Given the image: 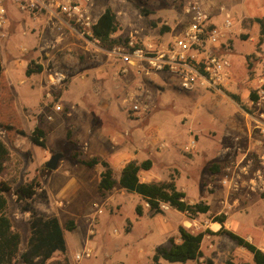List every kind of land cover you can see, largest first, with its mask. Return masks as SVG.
Instances as JSON below:
<instances>
[{
    "label": "rangeland",
    "instance_id": "rangeland-1",
    "mask_svg": "<svg viewBox=\"0 0 264 264\" xmlns=\"http://www.w3.org/2000/svg\"><path fill=\"white\" fill-rule=\"evenodd\" d=\"M77 1L93 23L111 7L119 22L113 39L119 43L108 50L101 43L87 41L73 25L55 27V36L48 43L57 47L49 56L55 55L54 62L68 75L52 90V119L46 118L49 111L38 114L41 121L37 122L49 132L46 146L32 145L30 136H19L18 149L11 151L0 182L9 183L13 190L33 180L46 187L51 203L37 200L36 206L47 215L57 214L73 264H154L158 246H169L171 239L180 241V226L193 233L217 232L221 225L212 218L221 213L227 215V229L264 249V42L258 46L261 27L257 22L264 19V0ZM189 3L200 5L217 25L226 17L233 23L219 46L209 51L229 62L224 83L196 79L191 90L180 91L182 77L176 73L139 74L135 67L121 63L115 51L128 49L131 42L134 48L155 54L178 36L187 24ZM4 5L17 11L11 0ZM27 44L24 41L23 45ZM0 52L30 134L33 125L26 116L38 113L34 107L43 99V90L33 87L34 78L17 62L7 63L9 58ZM16 56L34 61L33 55ZM253 93L258 95L257 101L252 99ZM229 94L237 95L241 104ZM131 99L141 101L140 112L132 109ZM57 105L61 111L55 110ZM1 136L5 138V134ZM75 150L82 151L84 158L110 154L106 161L117 181L127 162L151 159L152 169L140 172L142 181L174 177L188 202H206L211 210L194 220L168 205L156 213L140 195L119 184L101 197L97 190L100 166L88 168L78 163L71 156ZM56 153L64 158L56 170L49 171L45 166ZM214 164L221 166L219 172L210 169ZM8 199L9 215L14 229L23 236L24 249L29 222L13 192ZM139 205L142 215L136 212ZM69 220L75 221L73 231L66 229ZM202 251V258L185 264H226L229 259L235 264H254L251 254L226 235H206ZM76 254L83 258L76 259ZM53 258L62 261L65 257L56 254ZM161 264L183 263L162 260Z\"/></svg>",
    "mask_w": 264,
    "mask_h": 264
},
{
    "label": "trees",
    "instance_id": "trees-1",
    "mask_svg": "<svg viewBox=\"0 0 264 264\" xmlns=\"http://www.w3.org/2000/svg\"><path fill=\"white\" fill-rule=\"evenodd\" d=\"M260 24V37L258 46L264 42V19H257ZM93 36L101 42L105 49H113L119 41L113 39V35L119 30V22L116 13L111 7H107L103 14L97 19L93 27ZM43 71L41 64L31 62L27 69V76L40 74ZM229 96L237 103L241 104L240 98L235 94ZM254 101L259 99L256 93L251 95ZM0 130L5 134V138L0 137V175L7 169V162L14 143L19 136H25L21 116L18 112L15 98L11 87L4 74L3 63L0 57ZM46 130L37 126L30 135L33 144L46 146ZM71 136V131L68 132ZM82 151L72 152V158L78 163L94 168L102 166L98 193L105 197L107 193L113 191L117 184L128 192H135L142 197L149 209L153 212H162V206L169 207L184 213L189 219L194 220L202 214H207L211 206L206 202L190 203L186 199V193L178 190L176 180L171 177L169 180L144 182L140 178L141 171H149L153 167L151 159L141 163L129 161L124 164L119 180L114 178V172L108 161L99 156L91 158L81 157ZM212 171L219 172L221 166L214 164L210 167ZM40 190V191H39ZM17 198V204L21 212L30 213L29 228L30 234L26 241V249L21 252L23 236L14 229L13 221L9 215V199L11 193ZM48 203L49 197L45 189L39 182L33 180L22 184L13 190L12 186L3 181L0 182V264H47L56 253H66L67 243L63 228L56 216H47L40 212L35 202ZM138 215L143 214L142 206L136 207ZM213 223H219L221 228L217 232L210 229L199 233H193L184 226L179 227L180 241L170 240L169 246L160 245L156 248L152 258L154 264H161L162 260L171 263H187L197 261L203 257L202 244L206 235H226L239 248L249 252L254 264H264V250L247 238L231 231L225 227L227 222L226 214H219L212 218ZM76 228L74 220L66 223V229L73 231ZM54 264H70L65 257L62 261H54ZM208 264H212L211 261ZM226 264H235L229 259Z\"/></svg>",
    "mask_w": 264,
    "mask_h": 264
},
{
    "label": "built area",
    "instance_id": "built-area-1",
    "mask_svg": "<svg viewBox=\"0 0 264 264\" xmlns=\"http://www.w3.org/2000/svg\"><path fill=\"white\" fill-rule=\"evenodd\" d=\"M11 2L19 11L28 13L33 19L45 14L54 27L57 28L59 24L73 25L87 41L101 43L93 36L94 23L87 9L77 0H11ZM4 3L5 0H0L1 29L7 22V9ZM185 14L187 16L185 28L162 50L149 54L142 49L134 48L131 42L128 49L115 51L121 63L126 67H135L139 74L160 71L176 73L182 77L178 86L180 91L191 90L196 79L203 83H224L228 79L229 62L209 54V51L212 47L219 46L226 31L232 27L230 17H226L222 25H217L197 3H189ZM56 47V43H47L39 47V52L49 56ZM48 73L52 85H61L67 79L66 74L53 65L48 67ZM131 102L136 113L143 109L139 99H131ZM55 110L61 111L62 108L57 105ZM86 255L89 256L90 251H87ZM81 258V254L76 255V259Z\"/></svg>",
    "mask_w": 264,
    "mask_h": 264
},
{
    "label": "crops",
    "instance_id": "crops-1",
    "mask_svg": "<svg viewBox=\"0 0 264 264\" xmlns=\"http://www.w3.org/2000/svg\"><path fill=\"white\" fill-rule=\"evenodd\" d=\"M13 6L17 9L18 12L12 10L11 8H10L11 10H7V22H6V25L2 29L0 28V51L2 50L4 52V54H5V56L7 58H9L8 60H6L7 63L10 62V61L17 62V64L19 66L24 68L25 73H26V69H27L28 65L31 62H33V61L29 62V61H26L24 59H20V60L15 59V58H17L16 55L18 53L20 54V56L22 55V57H24V56H28L29 57V56L33 55L34 56V62L36 64H41L43 66V71L40 74H34L32 76H28V77H33L34 78V80L32 81V86L33 87H40L43 90V99L39 100L38 104L34 107V110H37L36 112H38V113H35V114L31 113L30 115L28 114L26 116V120L33 125V129L31 130V133H32L33 130L35 129V127H37V126H41V127L44 128V126L41 123L37 122L38 120H39V122L41 121V118H40V116H38V114H44V113L46 114V112L49 111V113L47 114L48 117H46L48 120H51L52 119V115L54 114L52 112L54 107H50V104H51V102L53 100L52 90H54L53 88L56 85H52L51 82H50V79H49L48 67L51 65L50 62L52 61L53 66H55L59 71L64 72L66 74V76L68 74H67V71H65L64 69H61V67L58 66L56 62H54L56 60L55 59L56 58L55 55H53L52 57L47 56V58L44 59V55L41 52H39V47L43 45L41 43L47 44L53 38V36H55L54 33H55V27L56 26L55 27L52 26V23L49 21L50 20L49 17L47 15H45V14H42L38 18L33 19V17H31V15H29L28 13H24V12L19 11L18 8L14 4H13ZM24 41H28L30 44L23 45ZM21 45H23V47H20ZM23 49H27V50L24 51ZM3 68H4V66H3ZM4 74H5L6 78H7L9 86L11 87L10 82H9V78L7 76V72H6L5 68H4ZM63 96L64 95H62V97ZM62 97L60 98V100L63 99ZM42 104H43V107L40 106ZM16 106H17V104H16ZM17 109H18V107H17ZM66 110H67V114L66 115L69 116L70 112H69L68 109H66ZM18 112H19V114L21 116V119H22V115H21L19 110H18ZM233 123H234L233 125L237 126L236 121L233 122ZM22 124H23V127H24L25 136H27V137L30 136L31 133L27 134V132L25 130L23 119H22ZM46 132H47V135H48V133H49L48 130H46ZM2 134H4V133L2 131H0V137H2L1 136ZM18 141L19 140L16 139V141L14 143V149H18L17 148ZM31 144L33 145L32 142H31ZM46 153L48 154L47 150H46ZM110 156L111 155L109 154V156H103L102 158L107 160L108 157H110ZM102 168L103 167L100 166V176H101V172L103 170ZM99 182H100V178H99ZM98 185H99V183H98ZM98 185H97V190H98ZM44 188H45V190L48 193V197H49L48 203H51L50 193L46 189L45 186H44ZM109 194H110V192L107 193V195H109ZM36 203H38V202L37 201L35 202V206H36ZM39 203H42V202L39 201ZM48 203H42V204H48ZM36 208H37V206H36ZM37 209L40 212L44 213L41 209H39V208H37ZM52 213H53L52 215H47L45 213L44 214L47 215V216H56L58 218L57 214L54 211ZM24 214L26 215L25 216V220L29 222L30 213L26 212ZM92 219H94V217ZM25 249H26V246L24 247V249H21V252L25 251ZM56 254L57 255L58 254L63 255L64 257H66L69 260L70 264H73L72 260L67 255V252L64 253V254H62V253H56ZM85 256H87V255H85ZM89 256H87V257H89ZM75 258H76V256H75ZM82 258H83V256H82ZM53 259L54 258L49 260L47 262V264H54L53 263ZM58 259H61V258H58ZM54 261H55V259H54ZM56 261H58V260H56Z\"/></svg>",
    "mask_w": 264,
    "mask_h": 264
},
{
    "label": "water",
    "instance_id": "water-1",
    "mask_svg": "<svg viewBox=\"0 0 264 264\" xmlns=\"http://www.w3.org/2000/svg\"><path fill=\"white\" fill-rule=\"evenodd\" d=\"M64 158L63 154L56 153L51 156L46 164V169L49 171H54L58 168L60 161Z\"/></svg>",
    "mask_w": 264,
    "mask_h": 264
}]
</instances>
